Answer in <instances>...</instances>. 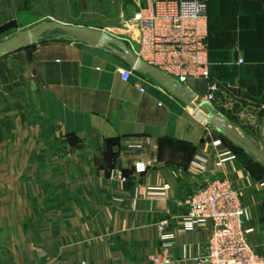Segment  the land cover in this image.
<instances>
[{
  "label": "crops",
  "instance_id": "crops-1",
  "mask_svg": "<svg viewBox=\"0 0 264 264\" xmlns=\"http://www.w3.org/2000/svg\"><path fill=\"white\" fill-rule=\"evenodd\" d=\"M55 3L0 0V42L65 23ZM208 14L210 79L181 86L204 104L217 82V112L264 151V0H210ZM128 69L97 48L51 41L0 60V222L17 262L152 264L167 221L171 264H198L212 223L188 228L184 202L218 179L239 191L246 239L264 257V164L147 75L124 82ZM226 153L235 159L221 163ZM142 162L152 166L140 176Z\"/></svg>",
  "mask_w": 264,
  "mask_h": 264
},
{
  "label": "built area",
  "instance_id": "built-area-1",
  "mask_svg": "<svg viewBox=\"0 0 264 264\" xmlns=\"http://www.w3.org/2000/svg\"><path fill=\"white\" fill-rule=\"evenodd\" d=\"M210 0H147L134 16L137 39H121L145 63L187 85L192 79H210L209 14ZM119 39V38H118ZM243 63V61H241ZM124 82L134 75L121 71ZM139 92L145 90L137 85ZM219 90L212 83L206 105L217 111ZM230 153L220 156L221 163L234 160ZM151 163H138L137 175H145ZM125 182L126 180L123 179ZM188 210L185 224L190 229L212 223L206 253L198 264H264V257L248 243L244 231L246 210L239 191L226 179L210 182L184 202ZM167 221L159 225L162 245L152 264H171Z\"/></svg>",
  "mask_w": 264,
  "mask_h": 264
},
{
  "label": "water",
  "instance_id": "water-1",
  "mask_svg": "<svg viewBox=\"0 0 264 264\" xmlns=\"http://www.w3.org/2000/svg\"><path fill=\"white\" fill-rule=\"evenodd\" d=\"M44 41L84 44L117 57L134 72L147 75L151 80L169 91L177 99L191 107V109H199L200 116L204 117L203 114L208 115L211 118V123L217 127L232 144L251 153L264 164V151L244 137L239 129L231 124L227 118L213 110L209 105L194 103L190 99L191 91L189 89H185L172 77L145 63L124 41L105 31L87 27L71 26L57 21L41 22L1 41L0 60L34 47ZM215 118L220 119L222 125H220ZM229 125L232 126V130H229Z\"/></svg>",
  "mask_w": 264,
  "mask_h": 264
},
{
  "label": "rangeland",
  "instance_id": "rangeland-1",
  "mask_svg": "<svg viewBox=\"0 0 264 264\" xmlns=\"http://www.w3.org/2000/svg\"><path fill=\"white\" fill-rule=\"evenodd\" d=\"M129 0H56L55 3V15L56 18L64 20L67 25L71 26H104L109 29L108 32L119 39H137V29L135 24L132 22L136 15V9L131 12L128 10L134 5L127 4ZM143 4L146 0H141ZM132 9V8H131ZM62 23V22H61ZM199 113V109L194 110ZM202 113V112H200ZM200 115V114H199ZM205 122L208 127L213 131H216L224 139L226 143L231 141L215 127L208 115H204ZM215 120L222 125V121L218 118ZM229 130H232V126H228ZM234 145V144H233ZM9 222H0V229L3 226L4 232H0V264H24L20 256H18V262L16 260L17 255L15 246L17 239H13L9 232ZM7 226V227H6ZM15 251V252H14ZM35 253L39 256V259H43L44 255L38 250Z\"/></svg>",
  "mask_w": 264,
  "mask_h": 264
}]
</instances>
